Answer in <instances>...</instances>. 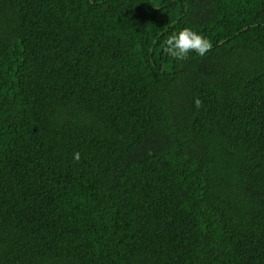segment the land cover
Returning a JSON list of instances; mask_svg holds the SVG:
<instances>
[{
	"label": "trees",
	"instance_id": "trees-1",
	"mask_svg": "<svg viewBox=\"0 0 264 264\" xmlns=\"http://www.w3.org/2000/svg\"><path fill=\"white\" fill-rule=\"evenodd\" d=\"M0 264H264V0H0Z\"/></svg>",
	"mask_w": 264,
	"mask_h": 264
},
{
	"label": "clouds",
	"instance_id": "clouds-1",
	"mask_svg": "<svg viewBox=\"0 0 264 264\" xmlns=\"http://www.w3.org/2000/svg\"><path fill=\"white\" fill-rule=\"evenodd\" d=\"M212 43L202 34L197 33L189 27H184L179 31H174L168 35L164 41V52L178 61L188 58L190 52H196L203 57L212 49ZM197 108L202 106V101L197 97L194 100ZM75 161L80 160V153L73 154Z\"/></svg>",
	"mask_w": 264,
	"mask_h": 264
}]
</instances>
